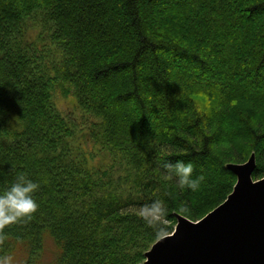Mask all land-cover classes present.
<instances>
[{"label":"trees","instance_id":"obj_1","mask_svg":"<svg viewBox=\"0 0 264 264\" xmlns=\"http://www.w3.org/2000/svg\"><path fill=\"white\" fill-rule=\"evenodd\" d=\"M33 14L47 35L24 46ZM56 90L75 96L86 127ZM84 131L107 163L75 148ZM251 154L258 180L264 0H0V192L20 175L39 185L37 211L0 229V257L141 264L177 216L195 222L221 204L236 182L227 166ZM177 161L194 165L196 191L163 167ZM157 199L158 233L139 215Z\"/></svg>","mask_w":264,"mask_h":264},{"label":"water","instance_id":"obj_2","mask_svg":"<svg viewBox=\"0 0 264 264\" xmlns=\"http://www.w3.org/2000/svg\"><path fill=\"white\" fill-rule=\"evenodd\" d=\"M227 167L236 182L226 199L198 222L177 216L142 264H264V177L252 178L253 154Z\"/></svg>","mask_w":264,"mask_h":264},{"label":"clouds","instance_id":"obj_3","mask_svg":"<svg viewBox=\"0 0 264 264\" xmlns=\"http://www.w3.org/2000/svg\"><path fill=\"white\" fill-rule=\"evenodd\" d=\"M163 167L169 170L170 176L177 178L176 186L180 190L198 189L202 178H193L194 165L191 162L177 161L175 165L165 162ZM38 187L37 183L20 175L15 182L0 192V229L22 218H30L37 211L39 206L33 194ZM166 214L164 202L158 199L144 204L139 213L140 218L150 227H154L157 233L166 230L163 224ZM11 261L10 256L0 257V264H11Z\"/></svg>","mask_w":264,"mask_h":264},{"label":"rangeland","instance_id":"obj_4","mask_svg":"<svg viewBox=\"0 0 264 264\" xmlns=\"http://www.w3.org/2000/svg\"><path fill=\"white\" fill-rule=\"evenodd\" d=\"M212 3H213V1H212ZM41 18H42L41 15L33 14L30 22L27 21V22H29L28 24H29L30 28L27 30V33L23 36L24 39L20 40L22 45L25 46V44L27 42H30L31 39H34V38L41 40V37H44L47 35V33H46L47 28L42 27ZM198 27L200 29L203 28V26H201V25H199ZM34 30H35V32H34ZM54 101H55V104L57 105V107L59 108V110L63 114H65V115L70 114V115L75 116L78 119L79 126L77 129L86 127L85 118H81V115H82L81 110L78 107L77 100H76L75 96H73L71 94H69L68 96H64L58 90H56V92L54 94ZM197 103L200 107H204V106H206L207 101L203 98H200L197 100ZM85 132L86 131H84L82 133L80 132L75 137V148H77L78 146L81 145V147L84 148V151L87 153L88 156H90L91 153H93V155H94V157L92 158L93 163H107V157L103 152L96 151L95 147L93 145H91L92 143L85 142V139L83 137V134ZM44 247H45V256L49 257V255H51L52 251H53V244L49 238H47L45 240ZM18 259H19L18 256L15 255L11 261V264H18L17 263Z\"/></svg>","mask_w":264,"mask_h":264}]
</instances>
